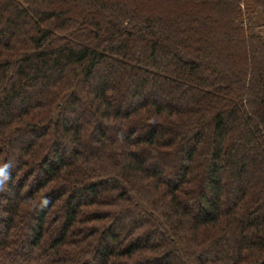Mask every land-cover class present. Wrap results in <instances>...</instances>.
Returning a JSON list of instances; mask_svg holds the SVG:
<instances>
[{"label": "trees", "instance_id": "obj_1", "mask_svg": "<svg viewBox=\"0 0 264 264\" xmlns=\"http://www.w3.org/2000/svg\"><path fill=\"white\" fill-rule=\"evenodd\" d=\"M3 164L0 264H264V0H0Z\"/></svg>", "mask_w": 264, "mask_h": 264}, {"label": "clouds", "instance_id": "obj_2", "mask_svg": "<svg viewBox=\"0 0 264 264\" xmlns=\"http://www.w3.org/2000/svg\"><path fill=\"white\" fill-rule=\"evenodd\" d=\"M8 164L0 165V183L3 182V180L7 179V168Z\"/></svg>", "mask_w": 264, "mask_h": 264}, {"label": "rangeland", "instance_id": "obj_3", "mask_svg": "<svg viewBox=\"0 0 264 264\" xmlns=\"http://www.w3.org/2000/svg\"><path fill=\"white\" fill-rule=\"evenodd\" d=\"M13 160H14V157H11V156H10V157L8 158V161H10V162H13Z\"/></svg>", "mask_w": 264, "mask_h": 264}]
</instances>
